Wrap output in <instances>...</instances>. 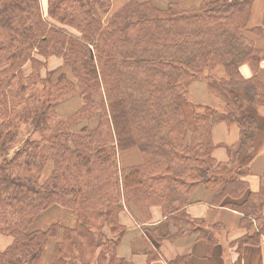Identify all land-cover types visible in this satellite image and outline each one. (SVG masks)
<instances>
[{
	"label": "trees",
	"instance_id": "16d2710c",
	"mask_svg": "<svg viewBox=\"0 0 264 264\" xmlns=\"http://www.w3.org/2000/svg\"><path fill=\"white\" fill-rule=\"evenodd\" d=\"M252 1L203 0L182 10L128 0L112 11L111 0H0V234L12 239L0 264H38L48 243L45 264H125L116 253L125 207L136 218L153 207L173 216L197 185L213 191L214 205L254 211L264 188L240 206L224 203L246 193L264 131ZM51 57L63 63L46 72ZM218 66L226 77L215 76ZM198 80L220 107L189 99ZM221 122L240 128L226 164L212 157V128ZM22 125L29 133L13 150ZM132 150L142 162L121 167L120 155ZM54 205L72 211L76 227L28 232ZM187 222L212 243L210 231ZM258 239L247 235L237 249Z\"/></svg>",
	"mask_w": 264,
	"mask_h": 264
},
{
	"label": "crops",
	"instance_id": "0c3cea01",
	"mask_svg": "<svg viewBox=\"0 0 264 264\" xmlns=\"http://www.w3.org/2000/svg\"><path fill=\"white\" fill-rule=\"evenodd\" d=\"M127 1L111 0V10L116 11ZM151 1L163 9L169 4H176L182 10H193L198 8L203 0ZM248 25L260 33V37L252 35L251 39L255 47L264 53V0L252 1ZM241 71L246 77L253 75L251 67L247 64L241 67ZM213 72L218 78L226 77L221 66ZM257 77L264 85V60L260 63ZM189 99L196 104L221 106L219 99L208 91L203 80L191 84ZM262 134L260 148L248 166L250 173L246 177V193L239 199L228 197L224 203L240 206L248 200L251 193L255 195L264 188V131ZM212 139L214 144L218 145L213 150L212 157L216 162L226 164L229 160L228 147L234 148L240 142V128L237 124L218 123L212 128ZM141 162L142 157L138 151L132 150L120 155L121 167L136 166ZM213 195L212 190L197 185L187 194V204L181 211L168 217L163 216L159 207H153L147 216L138 215L136 218L125 207L119 216V223L125 231L116 248L117 256L123 259L125 264H264V197L253 198L251 204L254 211L246 215L225 204H212ZM187 219L196 221V229L210 231L212 243L200 238L197 231L190 232L192 225ZM76 224L77 218L72 211L54 205L34 218L28 232L47 231L53 225L74 229ZM180 231H183L182 234L166 238ZM254 233L259 235L257 242L244 244L240 250L237 249V241ZM2 238L5 237H0V251H4L12 242L9 237ZM50 248L48 243L38 264H45Z\"/></svg>",
	"mask_w": 264,
	"mask_h": 264
},
{
	"label": "rangeland",
	"instance_id": "374dc122",
	"mask_svg": "<svg viewBox=\"0 0 264 264\" xmlns=\"http://www.w3.org/2000/svg\"><path fill=\"white\" fill-rule=\"evenodd\" d=\"M56 38H57V37L53 38V40L56 39ZM62 63H63L62 58L51 57V58L47 61V65H46L45 70H46V72L51 71V70H54V69L60 67ZM44 73H45V72H44ZM34 88H35V87H34ZM36 88H37V89H36ZM36 88H35L36 90L33 92V94H35L36 97L39 98V97H40L39 91H40L41 89H38V87H36ZM45 90H47V88H46ZM47 93H48V91H47L45 94H47ZM94 99H95V101L97 102L98 97H95ZM30 103H32V101H31ZM72 110H73V109H70V110L67 109L68 112H67V111H65V112H67V113L69 114ZM60 114H61V115H66L64 112H60ZM94 119H95V120L92 121L93 123L91 122V125H92V128H93V129L96 128V126H97V124H98V118H97V116H96ZM94 126H95V127H94ZM4 127H5V121L2 120V119H0V139H1V136H2V134H3V132H4ZM13 131H15V132L18 133V134L16 135V139H15L14 143L12 144V147H14L13 150H17V149L22 145L24 139L26 138L27 133H29V132H28L29 130H28V128H27L26 126H23V125H22L19 129L15 128V129H13ZM31 138H32V139H39L40 136H39L38 133H35V134H33V135L31 136ZM141 141H143V140H141ZM0 237L8 238V236H4V235H1V234H0ZM5 238H2V239H5ZM9 238H10V237H9ZM10 239H11V238H10Z\"/></svg>",
	"mask_w": 264,
	"mask_h": 264
}]
</instances>
